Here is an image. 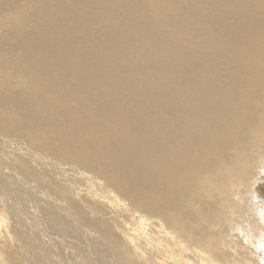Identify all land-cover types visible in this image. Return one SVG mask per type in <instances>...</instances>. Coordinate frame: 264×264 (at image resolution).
I'll list each match as a JSON object with an SVG mask.
<instances>
[{
	"label": "bare ground",
	"instance_id": "bare-ground-1",
	"mask_svg": "<svg viewBox=\"0 0 264 264\" xmlns=\"http://www.w3.org/2000/svg\"><path fill=\"white\" fill-rule=\"evenodd\" d=\"M263 130L264 0H0V138L23 154L0 190L39 185L38 219L66 234L53 250L20 205L23 232L5 230L24 251L0 264H143L137 242L151 264H264V218L237 234L234 209L264 213L240 168L264 162Z\"/></svg>",
	"mask_w": 264,
	"mask_h": 264
},
{
	"label": "rangeland",
	"instance_id": "rangeland-1",
	"mask_svg": "<svg viewBox=\"0 0 264 264\" xmlns=\"http://www.w3.org/2000/svg\"><path fill=\"white\" fill-rule=\"evenodd\" d=\"M263 132V136L262 137H260V139L257 141V143H253V147H258L260 150H262L263 151V156H264V130L262 131ZM0 135H1V133H0ZM0 140H1V138H0ZM4 142L2 141V142H0V170H3V172H4V170H5V172H6V174H8L9 173V168L8 167H6V169H5V167H2V160L4 159L6 162H13V160H17V158L18 157H20V156H23V154L19 151V149L16 147V146H13V145H10V144H8V142H10V141H15V140H11V139H9V138H4ZM17 142V141H16ZM6 144V145H5ZM13 144V143H12ZM18 144H19V142H18ZM20 147H21V149L23 150V149H25L22 145H19ZM14 147V148H13ZM16 147V148H15ZM263 147V149H261ZM5 149V151H3ZM17 149V150H16ZM253 149V148H252ZM9 150V152H7ZM13 150V151H12ZM3 151V152H2ZM9 153L8 155H10L11 156V158H10V156H8L7 155V153ZM12 154H11V153ZM23 152H24V150H23ZM6 153V154H5ZM18 153V154H17ZM14 154H16V155H14ZM251 154H252V150L250 151V155H249V159H250V162H251V164L256 168V170H254V169H250V166L249 165H243V166H241L240 168H241V171L244 173H248L247 174V176H250V179H245L247 182H249L248 184H250V182H255V184L256 183H262L263 185H264V182L262 181L263 180V178H264V162H261V160H260V158L259 157H252L251 156ZM2 155H3V157H2ZM18 156V157H17ZM9 159H8V158ZM12 157H13V159H12ZM16 157V158H15ZM5 158H7V159H5ZM15 158V159H14ZM10 160V161H9ZM46 163H48V162H46ZM45 163V165H47ZM2 167V168H1ZM4 172V173H5ZM10 172H14V171H11L10 170ZM56 174H57V172H55ZM247 176H246V178H247ZM54 177H56V175L54 174ZM18 178V179H17ZM56 179V178H55ZM244 180V181H245ZM6 182H8V178L6 179ZM19 182V183H18ZM10 183H12V184H14V185H16V187H18V191H22L23 193H21L23 196H24V199H25V201L22 199V203H21V201L19 200H17L12 194V196L10 195V192L9 193H7L6 194V192L5 191H2L1 192V190H0V194H2L1 196H0V232L1 233H3V232H5V235H1L2 237H3V240L0 238V246H4L5 247V249H6V251L9 253V255L11 256L12 255V253L13 252H15V250L16 251H20V256H21V254L23 253V247H21L22 245H21V243L24 241V240H21L20 241V239H18V237L17 238H14V239H9V238H6L7 236H6V233H7V230H5V225L6 226H10L11 227V230H13V227L14 226H17L18 228H19V230H20V228H22L21 230H22V232H23V227H22V224L21 223H19V217L21 218V219H25L26 218V214L25 213H23L22 211H21V209H20V205H22V206H28L27 207V213H28V211H29V214L28 215H30V217L31 218H33L36 222H37V224H38V227H39V229H40V232H39V236L40 237H42L43 238V240L48 244V246L49 247H51L53 250H54V247H53V244H52V238H54L55 236H63V237H65L66 236V234L63 232V231H61V230H54V231H52L51 229H49V227H47L46 228V226L44 225V223L42 222V221H40L38 218L40 217V213H38L37 212V204H39L40 202L42 203L43 202V199H44V202H46V200H48V198H50V197H45V196H48V195H46L45 194V191H43V190H41V188H39L40 186L39 185H35V183H31V182H27V181H25V179H24V177H22V176H20V175H18V176H16V177H14L12 180H10ZM9 183V184H10ZM25 183V184H24ZM247 184V185H248ZM8 185V184H7ZM30 186V187H29ZM11 187V186H10ZM20 188V189H19ZM27 188V189H26ZM32 188V189H31ZM245 188V187H244ZM244 188H242L241 190H243V192L245 191V189ZM26 189V190H25ZM23 190H25V192L26 193H24V191ZM34 192V193H33ZM39 192H41V193H39ZM243 192H242V194H243ZM36 193V194H35ZM9 194V197H6L7 195ZM5 195V196H4ZM31 195V196H30ZM37 195V196H36ZM39 196V197H38ZM11 198H12V200H11ZM45 198H47V199H45ZM242 198H244V197H242ZM241 198V200L240 201H235V203L236 202H239L240 203V205L242 204V201H243V199ZM262 200H264L263 199V197L261 198ZM2 200H4V202L5 203H1L2 202ZM9 200V201H8ZM254 201V202H253ZM31 202V203H30ZM246 204V206L247 207H245V209H243V207L242 206H239V205H237V203L234 205V209H236L237 210V212L235 213V215H237L238 216V214L240 213V212H247V214H240L239 216H242V220H243V224L244 225H246V228L245 227H243V226H241V225H237L236 226V228H235V232L237 233V234H242V233H247L248 232V229H250L251 228V224L253 223V221L252 220H254V219H256V218H258V220H260V218H264V213H261V212H259L260 210H255V205H259L258 203H261L260 201L258 202V201H256L255 199H253V198H251L250 200H247L246 202H245ZM36 204V206H34ZM5 205V207H3ZM253 205V206H252ZM34 206V207H33ZM55 207V206H54ZM59 206L57 205V208H58ZM253 207V208H252ZM31 208V209H30ZM56 208V207H55ZM56 208V209H57ZM11 209V210H10ZM19 210V211H18ZM254 210V211H253ZM31 211V212H30ZM11 213V214H10ZM14 214H16V215H14ZM12 215V216H11ZM262 215V216H261ZM17 216V217H16ZM35 216V217H34ZM238 216V217H239ZM15 218H16V220H15ZM28 221H29V219H27ZM12 221V222H11ZM16 222L18 223V225L16 224ZM240 223H242V221L240 220L239 221ZM14 223V224H13ZM256 224V223H255ZM21 226V227H20ZM44 229H45V231H44ZM242 229H244V230H242ZM72 230V232L75 234V235H77V236H80V237H86V240L89 242V243H91L92 245H96V244H98V242H93L92 240H93V238H94V236H91V237H88L86 234H83L82 232H79V231H77V230H75V229H71ZM52 235V236H51ZM129 235L131 236V237H133V236H135L136 238H138V235L137 234H135V233H133V232H130L129 233ZM129 235H127V237L129 236ZM116 236L117 235H115L112 239L115 241V239H116ZM24 237V236H23ZM128 239H129V237H128ZM212 239V237H208L207 238V243H209V241ZM37 241H27V243H28V247H31V246H33V245H36L37 247H39L40 249H43L42 248V245H41V243H42V241L43 240H41V239H36ZM136 240H138V239H136ZM244 239H242V241H243ZM260 240H261V242L264 244V237L263 236H261V238H260ZM41 241V242H40ZM237 241V240H236ZM12 242V243H11ZM104 241H102V243H103ZM30 243V244H29ZM113 242H109V243H104V244H107V245H111ZM147 242H145V243H143V242H137V244L136 245H134V248H133V250H129V253H128V259L131 261V262H136V263H138V262H141L142 263V261H143V264H151V263H149V261L148 260H145V257H146V255H147V253H148V247H147ZM21 245V246H20ZM154 245H156V243H154ZM191 245L192 246H194L193 245V243H191ZM19 248V250H18V248ZM238 248L239 249H242V250H247V251H250L251 253H253V250L252 249H250V246H249V244L248 243H245V241H244V244H243V248H242V244H238ZM8 248V249H7ZM12 250H10V249ZM101 248H107V246L106 245H102V247ZM254 249V248H253ZM81 250H85V251H87V253L89 254V251L90 252H93L94 251V248H93V246H87L85 243L83 244V247H82V249ZM11 253V254H10ZM134 253H136V254H138L139 256H135L134 255ZM19 257V256H18ZM262 257H264L263 255H262ZM157 261H158V263H160V262H163V261H165V258L164 257H159L158 259H157ZM62 262V260L59 258V256H57L56 254H54L53 256H50V259H49V261L47 262V264H62L61 263ZM257 263H259L258 261H256L255 262V264H257ZM67 264H72V263H69V262H67ZM203 264V263H202Z\"/></svg>",
	"mask_w": 264,
	"mask_h": 264
}]
</instances>
